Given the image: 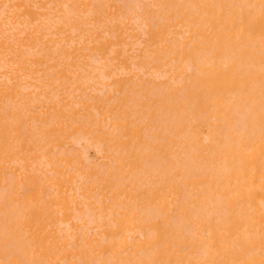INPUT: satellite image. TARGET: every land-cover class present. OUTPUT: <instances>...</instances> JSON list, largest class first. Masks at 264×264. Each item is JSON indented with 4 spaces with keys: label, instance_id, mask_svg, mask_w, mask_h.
Returning a JSON list of instances; mask_svg holds the SVG:
<instances>
[{
    "label": "bare ground",
    "instance_id": "bare-ground-1",
    "mask_svg": "<svg viewBox=\"0 0 264 264\" xmlns=\"http://www.w3.org/2000/svg\"><path fill=\"white\" fill-rule=\"evenodd\" d=\"M118 2L0 0V264H264V0Z\"/></svg>",
    "mask_w": 264,
    "mask_h": 264
},
{
    "label": "rangeland",
    "instance_id": "rangeland-1",
    "mask_svg": "<svg viewBox=\"0 0 264 264\" xmlns=\"http://www.w3.org/2000/svg\"><path fill=\"white\" fill-rule=\"evenodd\" d=\"M117 1H119L118 4L120 5V0H117ZM123 5H124V4H123Z\"/></svg>",
    "mask_w": 264,
    "mask_h": 264
}]
</instances>
